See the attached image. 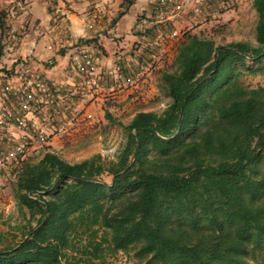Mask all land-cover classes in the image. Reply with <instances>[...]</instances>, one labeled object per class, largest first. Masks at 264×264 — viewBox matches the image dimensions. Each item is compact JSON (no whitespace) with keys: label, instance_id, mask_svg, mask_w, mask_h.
Masks as SVG:
<instances>
[{"label":"trees","instance_id":"16d2710c","mask_svg":"<svg viewBox=\"0 0 264 264\" xmlns=\"http://www.w3.org/2000/svg\"><path fill=\"white\" fill-rule=\"evenodd\" d=\"M121 1L113 23L135 0ZM252 6L254 43L182 35L160 77L169 103L132 117L114 160L70 163L46 148L20 164L12 194L28 218L0 264H106L118 253L135 264H264V84H245L264 82V0ZM151 16L135 69L118 64L124 77L173 30L155 23L154 4Z\"/></svg>","mask_w":264,"mask_h":264},{"label":"rangeland","instance_id":"374dc122","mask_svg":"<svg viewBox=\"0 0 264 264\" xmlns=\"http://www.w3.org/2000/svg\"><path fill=\"white\" fill-rule=\"evenodd\" d=\"M150 1H153L152 4L155 2V0ZM181 1L183 3L181 13L171 17L166 23L170 24L173 30H177L179 37L167 45V54L162 59L159 68L152 78L150 84L152 91L149 93L146 103H142L141 105L131 103L124 105L99 100L92 107L94 119L91 122L81 123V125L75 126L66 134L50 137L49 143L52 142V145L40 146L39 144H35V148L29 150L25 160L37 161L46 148H49L52 152H55L70 163L79 162L94 154H99L105 161L114 160L116 152L125 140L124 127L130 122L132 117L140 111L160 114L169 103V98L166 96L160 77L163 72L171 70L177 44L183 34L189 32L204 38H212L218 44L239 41L254 43V28L257 14L252 6V0H225L224 3L212 11L202 9L200 12L195 0ZM114 10L115 12L106 18V30L103 34L101 33L100 37L96 38V41L87 40L75 43L73 46H68L63 42L55 44L56 42L52 41L57 53L64 55L69 49L78 48L67 59V62L71 66L73 59L82 51L89 53L98 52L102 54V61L107 63L109 53L115 52L118 42L124 39V37L118 35L115 31L117 22H112L122 8L118 11L115 7ZM147 10H140L138 5L132 6L127 12L126 20L121 22L124 25L120 24L122 29H127V22L132 23L134 18H136V22L150 21L152 16ZM132 33L142 35V30L139 31L138 29L134 32L132 30ZM146 43L147 41L145 40L141 43L140 40L132 44L130 43L129 52L138 51L140 48L143 49ZM3 46L0 40V51H2ZM114 65L115 62L110 61L108 65L105 64L104 68L110 69ZM70 75L69 77L75 80L72 69ZM245 84L254 87L257 84H264V82L260 77H247ZM106 114H109L110 120L106 118ZM9 146L11 144H3L0 141V153L4 152ZM19 166L10 165L0 169V249L12 245L19 240L20 235L17 233L16 228L24 225V218H28L26 211L21 212L17 208L12 194L15 184V171ZM102 180L109 184L111 177L103 176ZM124 263L135 264L128 256L120 253L116 254L112 260L108 259L106 262V264Z\"/></svg>","mask_w":264,"mask_h":264},{"label":"built area","instance_id":"2783aa9c","mask_svg":"<svg viewBox=\"0 0 264 264\" xmlns=\"http://www.w3.org/2000/svg\"><path fill=\"white\" fill-rule=\"evenodd\" d=\"M182 8L181 0H155V23H167L171 17L179 15ZM178 37L177 30L166 34L158 32L155 40L157 53L151 56L146 66L128 77L122 75L118 64L110 69L104 68L102 54L86 51L73 59L75 82L66 88L47 81L29 67L17 71L3 90L0 132L11 124L21 135L0 153V169L20 165L35 144L45 146L50 137L66 134L81 123L91 122L94 119L92 107L99 100L124 105L146 103L152 91V78L167 54V45ZM106 79H112L115 84L105 87L103 82Z\"/></svg>","mask_w":264,"mask_h":264},{"label":"crops","instance_id":"0c3cea01","mask_svg":"<svg viewBox=\"0 0 264 264\" xmlns=\"http://www.w3.org/2000/svg\"><path fill=\"white\" fill-rule=\"evenodd\" d=\"M195 1L198 5L203 0ZM121 3V0H0V40L4 45L0 51V110L3 108L6 82L24 67L31 68L59 87L72 85L75 80L69 77L72 66L67 59L78 48H71L64 55H59L52 41L68 46L87 40L96 41L106 30V18L115 12V7L120 11ZM152 3L149 0H135L132 6L138 5L140 10L148 9V13L152 14ZM125 18L127 13L115 26L117 34L124 39L118 42L115 52L109 53L103 66L110 61L128 69L137 65L142 49L129 52V47L137 40L141 43L145 38L132 33V30L143 32L149 21L136 22L134 18L132 23L127 22L128 27L123 30L120 24ZM20 135V131L8 124L0 132V141L14 144Z\"/></svg>","mask_w":264,"mask_h":264}]
</instances>
